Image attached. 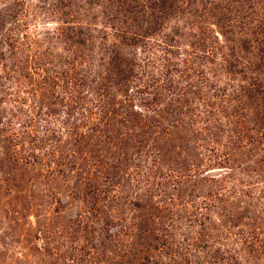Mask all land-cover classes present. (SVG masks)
I'll use <instances>...</instances> for the list:
<instances>
[{
    "label": "rangeland",
    "instance_id": "1",
    "mask_svg": "<svg viewBox=\"0 0 264 264\" xmlns=\"http://www.w3.org/2000/svg\"><path fill=\"white\" fill-rule=\"evenodd\" d=\"M0 264H264V0H0Z\"/></svg>",
    "mask_w": 264,
    "mask_h": 264
}]
</instances>
